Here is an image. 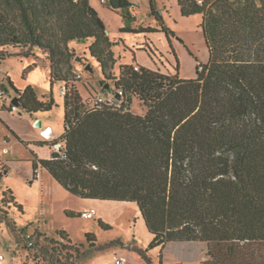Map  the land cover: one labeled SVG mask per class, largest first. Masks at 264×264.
<instances>
[{"label": "trees", "instance_id": "16d2710c", "mask_svg": "<svg viewBox=\"0 0 264 264\" xmlns=\"http://www.w3.org/2000/svg\"><path fill=\"white\" fill-rule=\"evenodd\" d=\"M105 3L127 20L135 18L130 0ZM177 4L182 16H201L208 59L196 65L192 78L137 63L121 64L117 75L111 74L113 42L89 0H0V52L16 45L48 50L51 85L63 81L66 87L64 131L51 142L62 143V154L34 156L33 177L40 166L80 198L136 202L152 240L144 248H130L147 264H152L151 249L159 248L163 264L168 244L192 242L205 244L201 264H264V0ZM122 29L136 33L156 27ZM87 40L103 76L113 79L114 90L107 88L113 103L96 99L86 108L78 88L68 84L73 70L68 43ZM10 55L0 53V59ZM36 65L31 63L24 73ZM9 83L27 113L49 111L55 104L52 96L38 99L29 85L18 90ZM133 96L145 107L143 113L131 110ZM8 191L6 203L23 212ZM97 222L104 230L111 227L100 218ZM7 223L18 239H25L26 249L41 239L50 259L45 264H75L87 252L105 247L90 233L82 251V244L73 243L65 230H57L61 241L38 228L28 238L25 228L13 220Z\"/></svg>", "mask_w": 264, "mask_h": 264}, {"label": "rangeland", "instance_id": "374dc122", "mask_svg": "<svg viewBox=\"0 0 264 264\" xmlns=\"http://www.w3.org/2000/svg\"><path fill=\"white\" fill-rule=\"evenodd\" d=\"M89 2L103 20L106 33L113 42L111 48L115 63L113 68L109 69L113 75H117L119 65L137 63L165 74L172 75L177 72L180 78H192L195 75L196 65L205 63L208 59L207 47L199 26L201 16L199 14L182 16L177 0H132L134 12L137 14L133 20L124 18L120 10L109 8L105 0H89ZM151 3L154 6L153 11H151ZM15 23L18 24L17 21ZM141 24L156 27V30L135 33L122 29L125 26L138 28ZM167 31L173 33H168L167 37ZM88 44V40L68 43L73 54V70L67 74L68 84H74L78 88L86 108L92 107L93 101L97 98L110 95L108 87L114 88L113 79L103 76L99 63L90 55ZM6 47L8 49L0 53L14 55L0 59V77L5 79L7 75H10L18 86H31L38 99L47 101L51 91L48 50L28 45H16V48ZM27 52L28 57L22 56ZM16 53L19 57L15 56ZM34 62L37 63L36 67L24 73V69ZM88 65L90 68H87ZM177 65L178 70H176ZM60 68L62 72H66V65L61 64ZM41 82L44 85H41ZM59 84H64V82L60 81ZM59 88L58 84L53 87V95L57 104L52 106V112L47 115L53 117L58 133H62L64 126L63 95ZM110 92L113 94L114 91ZM44 96L48 99L44 100ZM130 108L135 113L145 111V107L135 96L132 97ZM12 113L20 116V119L15 120L19 129L28 130L27 137H32L30 135L40 129L34 125L36 129H31L26 112L20 107ZM42 133H45V130L41 131ZM4 135L8 139L4 138ZM3 145L8 148V151H1L0 159L4 162L5 160L10 161L5 162L8 171L0 172V217L3 218L0 221V264H20V261L26 264H45L49 259L48 254H44V249L40 247L41 239L35 248H25L27 246L25 239L23 237L18 239L7 223L11 220L18 228H25L28 234H32L36 228H39L56 240L60 239L56 231L65 227L64 230L70 233L71 241L82 244V251L88 248L86 233L96 238L97 245L105 246L102 249L87 252L76 260L75 264H97L101 255L104 258L103 256L112 250H117L118 254L125 252L128 256L125 262L129 261V264H147L136 251L129 250L128 245L134 240L138 247H145L152 240V235L140 215L138 225L130 227L126 219L128 211L125 206L127 203L117 201L102 203V216L111 226L108 230L99 226L95 216L91 218L70 217L62 208L59 210V207L63 203L66 205L68 200H71L69 205L74 207L82 199L71 193H67L70 199L66 200L52 193L45 194L40 183L41 178L35 179L31 176V160L34 159L35 154L40 157L47 153V147L35 144L31 140L15 137L6 124L0 121V149ZM44 174L43 172L41 176ZM7 190L13 191L17 202L22 204L23 212H19L12 204L6 203L5 200L9 199ZM118 239L123 241V244ZM31 240L35 242V237L33 236ZM114 240L118 241L110 243ZM123 245H126V248L123 249ZM205 249V244L199 242L170 243L163 250V264H201V260L205 257ZM148 255L152 264H159L158 247L149 250ZM132 256L138 258V263L133 261ZM118 257L121 258V256Z\"/></svg>", "mask_w": 264, "mask_h": 264}, {"label": "crops", "instance_id": "0c3cea01", "mask_svg": "<svg viewBox=\"0 0 264 264\" xmlns=\"http://www.w3.org/2000/svg\"><path fill=\"white\" fill-rule=\"evenodd\" d=\"M130 2L132 3V0H130ZM134 9H135L134 5L132 4L131 7H130V12L136 18L137 14L134 12ZM147 13H149V12H147ZM138 14H140V13H138ZM140 26H148V24H146V25L145 24H141ZM49 71H50V69H49ZM9 80H11L13 86L15 88H17L18 90H23L27 86V85L24 86V87L18 86L11 79L10 75H7L5 79L0 77V83L3 84L5 87H7L9 89V91L11 93H13V95H15L16 93L13 90V88L11 87V85L9 83ZM50 83H51V81H50ZM40 84L44 85L42 82ZM57 84L60 86V88H59L60 90H61L62 86H64V84H59V83H55L54 85H57ZM54 85H51V91H50L49 99H50L51 96L55 99V97L53 95V87H54ZM45 98H47V97L44 96V100H45ZM55 104H57L56 100H55ZM51 112H52V109L49 110V111H45V112H41V111L36 112V113H27L26 112V115H27L26 117L28 118V120L31 123L30 127H31L32 130L36 129V128H34V126H36L34 124L35 121L41 120V123H42L41 127H39L40 129L38 130V132L34 131L30 135L32 137H27L26 134L28 133V130H26V129L23 130V129H19L18 128L17 121L15 119H20V116H16L10 110L1 109L0 108V121L3 122L4 124H6V127L12 132V134L15 137H17L19 139H22V140H31L33 143L38 144V145H45L47 147V149H48L47 153H44V155H42L40 157H38V155H36V154L34 156L37 159H47V158L51 157V153L53 152V149L51 148L52 140L54 141L55 139L60 138L62 133H63V132L62 133H58L59 131H58V128L56 127V125H55V123L53 121V117H51L50 115H47L48 113H51ZM19 114L21 115L20 112H19ZM63 114H64V104H63ZM46 128H49V134H48L47 138H45V137L43 138L42 134H41V131L45 130ZM37 129H38V127H37ZM63 131H64V126H63ZM4 138L8 139V137L6 135H4ZM27 142H29V141H27ZM1 149H0V155H1V151H8V148L5 145H3ZM32 160H31V176H33ZM9 161L10 160H5L6 163L9 162ZM5 162L0 159V172L1 171H3V172H7L8 171V169L6 168V163ZM43 172L45 174L43 176H41L40 183L42 184V186L44 188L45 194L46 193H52V195L53 194H55V196L58 195L63 200L70 199L69 196H68L69 194H67V193H70V192L65 190L53 178V176L47 170L44 169L42 171V174H43ZM7 193L10 195V192L8 190H7ZM11 194L14 195L13 191H11ZM14 197H15V195H14ZM81 199H82L81 202H78L74 207L69 205L71 200H68L66 205H65V203H63L59 207V210H61V208H62L63 210H71V211H75V212H81V211H85V210H87L89 208H95L96 209L95 217H97V219L100 218L103 221H105L103 216H102V213H101L102 212L101 205H102V203H105L104 201H113V200H98V199H83V198H81ZM15 200H16V197H15ZM117 202H125V203H127L126 206H125L126 207L125 208L126 211H128L126 219H127L128 223L130 224V227L138 225V217L140 215V211H139V208H138L136 202H130V201H117ZM129 205H130V207H128ZM64 228L65 227L60 228V229L64 230ZM39 230L41 232L47 234L46 232L42 231L41 229H39ZM66 232L68 234V237L71 239L70 233L68 231H66ZM118 240H120V239H118ZM120 242L122 243L123 241L120 240ZM125 246L123 245L122 248L123 249L126 248ZM131 246H137L135 244L134 240L129 243V245H128V249L129 250H131V248H130ZM118 256H121V258H119ZM103 257L104 258H102V255H101V258L97 261L99 263H97V264H129V261L125 262V259L126 260L128 259V256H126L125 252H123V253L119 252V254H118L117 250H112L111 252L109 251V253L107 255L103 256ZM132 257H133L132 258L133 261L135 263H138V261H137L138 258H134V256H132ZM115 258H119L120 261L116 262Z\"/></svg>", "mask_w": 264, "mask_h": 264}, {"label": "built area", "instance_id": "2783aa9c", "mask_svg": "<svg viewBox=\"0 0 264 264\" xmlns=\"http://www.w3.org/2000/svg\"><path fill=\"white\" fill-rule=\"evenodd\" d=\"M78 77H80V75H78ZM65 92H66V87L62 86V88L60 90V93L61 94H65ZM13 97H14L13 93H11L7 87H5L3 84L0 83V106L6 105L7 107L10 108L11 112H16L18 110V106L15 105L14 103H12V98ZM113 98H114V96L110 95V96L107 97V99L99 97V98H97V100L99 102H105L107 100L109 103H113ZM46 129H49V128H46ZM42 134L45 135V136L42 135L43 138L44 137L47 138L49 133L45 132V133H42ZM51 147H52L53 151L60 152V149L62 147V143L61 142H57V143L53 144ZM62 157H64V155H62ZM43 170L44 169L41 168L40 166L38 168H36L34 170V178L35 179H40ZM95 215H96V209L95 208H89V209H87L85 211H81L80 212V216H82L84 218H91V217H94ZM27 237L31 238L30 234H27ZM59 241H61V239H59ZM28 243H29V245H33V241L32 240H29ZM115 260H116V262L120 261L119 258H115Z\"/></svg>", "mask_w": 264, "mask_h": 264}, {"label": "water", "instance_id": "95a60500", "mask_svg": "<svg viewBox=\"0 0 264 264\" xmlns=\"http://www.w3.org/2000/svg\"><path fill=\"white\" fill-rule=\"evenodd\" d=\"M160 12V11H159ZM87 68H90V66L88 65ZM12 103H14L15 105H17L18 107H20V103H19V100H18V97L17 95L15 94L14 97L12 98ZM35 125L37 127H41L42 123H41V120H37L35 121ZM46 133H49V129H46L45 130Z\"/></svg>", "mask_w": 264, "mask_h": 264}]
</instances>
